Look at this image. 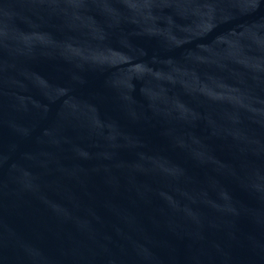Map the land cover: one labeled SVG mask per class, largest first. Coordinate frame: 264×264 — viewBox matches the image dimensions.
<instances>
[{
	"label": "water",
	"instance_id": "obj_1",
	"mask_svg": "<svg viewBox=\"0 0 264 264\" xmlns=\"http://www.w3.org/2000/svg\"><path fill=\"white\" fill-rule=\"evenodd\" d=\"M0 264H264V0H0Z\"/></svg>",
	"mask_w": 264,
	"mask_h": 264
}]
</instances>
